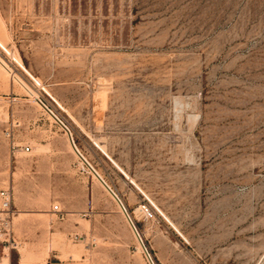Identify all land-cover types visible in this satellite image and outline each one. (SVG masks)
Here are the masks:
<instances>
[{
    "label": "rangeland",
    "instance_id": "374dc122",
    "mask_svg": "<svg viewBox=\"0 0 264 264\" xmlns=\"http://www.w3.org/2000/svg\"><path fill=\"white\" fill-rule=\"evenodd\" d=\"M0 31V264H264V0H0Z\"/></svg>",
    "mask_w": 264,
    "mask_h": 264
},
{
    "label": "built area",
    "instance_id": "2783aa9c",
    "mask_svg": "<svg viewBox=\"0 0 264 264\" xmlns=\"http://www.w3.org/2000/svg\"><path fill=\"white\" fill-rule=\"evenodd\" d=\"M28 148V147H27ZM114 193L118 196V194L114 191ZM1 195L3 197V200H2V204H3V209L8 213L10 214L11 213V206H12V194L9 190H2L1 191ZM55 209L56 211L61 214V218L63 219L64 218V214H63V210L62 208L56 204L55 205ZM141 211L147 215V216H150V215H153V212L151 210V207L148 205V204H142L141 205ZM0 218L4 219L6 217H2L0 216ZM147 256L150 258L151 255L149 253V251L147 250ZM152 259V258H151ZM152 263L155 264V262L153 261L152 259Z\"/></svg>",
    "mask_w": 264,
    "mask_h": 264
},
{
    "label": "crops",
    "instance_id": "0c3cea01",
    "mask_svg": "<svg viewBox=\"0 0 264 264\" xmlns=\"http://www.w3.org/2000/svg\"><path fill=\"white\" fill-rule=\"evenodd\" d=\"M8 43L9 40H6ZM0 45H2L0 43ZM4 46V45H3ZM13 89V84L10 82H7V80L3 77L2 71L0 70V94H6L8 91L7 89ZM4 97H7L4 95ZM49 264H90L87 260L84 259H56L53 261H50Z\"/></svg>",
    "mask_w": 264,
    "mask_h": 264
},
{
    "label": "bare ground",
    "instance_id": "6f19581e",
    "mask_svg": "<svg viewBox=\"0 0 264 264\" xmlns=\"http://www.w3.org/2000/svg\"><path fill=\"white\" fill-rule=\"evenodd\" d=\"M1 31H2V30H1ZM1 31H0V32H1ZM2 64H3V63H2ZM97 93H98V92H97ZM73 249H74V248H73ZM75 249H76V248H75ZM140 250H141V248H140ZM40 255H41V253H40Z\"/></svg>",
    "mask_w": 264,
    "mask_h": 264
}]
</instances>
